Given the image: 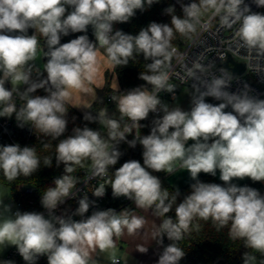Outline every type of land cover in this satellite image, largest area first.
<instances>
[{"label": "clouds", "instance_id": "obj_1", "mask_svg": "<svg viewBox=\"0 0 264 264\" xmlns=\"http://www.w3.org/2000/svg\"><path fill=\"white\" fill-rule=\"evenodd\" d=\"M158 2L0 0V117L15 116L18 126L30 125L43 136L58 140L55 160L57 166L64 165L65 173L41 196L47 215L19 210L13 213L0 199V246H15L25 264H37L41 256L47 257L48 264H96L93 252L106 253L116 247L115 238L125 231L135 234L144 228L145 218L130 215L127 209L95 210L85 216L94 204L86 194L79 198L73 213L82 219L55 214L60 204L77 195L78 178L71 175L76 167L90 161L89 179L108 177L109 168L122 155L118 148L121 142L132 148L142 146L143 164L135 159L124 162L108 177L107 184L114 198L125 197L137 208L151 209L155 217L163 218L156 242L163 245L167 237L172 243L163 247L157 264H180L185 251L177 246L178 242L190 231L199 230L198 221L209 220L217 230L227 227L232 240L243 241V246L251 250L242 255L244 264H264V195L234 183L244 178L264 182V99L244 89L229 91L231 78L226 72L202 78L198 73L207 70L199 64L188 69V75L200 80L202 86L192 96L190 110L169 107L160 96L176 90L169 82L175 35L195 33L206 16L218 18L227 29L238 25L234 40L237 51L247 50L249 58L255 52V69L262 71L259 61L264 59V14L253 12L245 0H192L187 4L180 0L182 15L173 14V6L165 9L170 23L151 22L136 35L114 30L115 24L128 22L137 10ZM254 3L264 7V0ZM89 26L95 42L86 35ZM29 29L34 30L32 35H28ZM37 32L44 39L46 62L43 71L37 70L33 77L40 47ZM70 33L85 34L61 43L62 36ZM101 48L113 67L127 66L140 54L151 61L139 75L151 88L138 86L112 96L119 119L112 118L107 110L96 116L85 112L84 119L98 122L107 130V138L100 130L85 126L58 139L67 129L72 92L88 90L98 71ZM8 83L11 88L6 87ZM39 89L47 94L33 95ZM206 97L220 103L206 102ZM17 100L22 101L19 106ZM228 108L231 111H226ZM150 113L156 114L150 133L138 135L135 130L141 129L140 122ZM125 118L131 123L122 126ZM133 131L134 138L127 140ZM40 164L35 146L0 145V173L9 182L32 176ZM44 164L51 166L52 159L46 157ZM179 170L186 171L195 182L177 204L179 190L170 192L152 172L173 175ZM217 172L223 184L199 180L201 173L216 176ZM106 188L102 184L92 193L102 198ZM174 205L175 219L167 216ZM138 251L146 253L148 248ZM255 253L262 257L259 262ZM110 260L111 264H120L115 255Z\"/></svg>", "mask_w": 264, "mask_h": 264}, {"label": "trees", "instance_id": "obj_2", "mask_svg": "<svg viewBox=\"0 0 264 264\" xmlns=\"http://www.w3.org/2000/svg\"><path fill=\"white\" fill-rule=\"evenodd\" d=\"M169 6H173L175 8V12L173 14L182 15V7L173 0H159L158 3H153L150 7H146L143 11L137 10L135 16L128 22L115 24L114 30H121L124 33L136 35L142 28L147 27L151 22L170 23L171 17L165 12V9H167ZM259 13L264 14V7L259 10ZM84 34L85 33H70L67 36H62L61 43H66L72 39H75L77 36ZM193 34L194 33H191L188 36L176 34L175 39L172 41L173 46H181L183 42L188 40ZM86 35L91 41L95 42V36L91 26H89ZM150 62L151 61H145L143 55L140 54L134 59H131L127 66L113 67V74L118 80V88H113L111 86L110 73L107 72L104 86L102 88H97L95 100L84 111L78 110L69 103L67 129L63 136L58 139H64L71 135L73 129L76 127L83 128L87 126L93 130L101 131V126L98 122L86 121L84 119L85 112L90 111L93 116H96L97 113L104 111L107 103L109 102L108 97L110 95L116 96L121 92H126L127 90L138 86H146L150 89V85H147L145 81L139 79L140 73L146 71L145 65ZM35 76L36 75H33V77ZM44 76H46V73ZM41 78H43V76ZM6 86L8 87V84H6ZM180 89L181 88H178L177 91H180ZM36 92H41L43 96L47 94L43 89H39ZM206 102L213 104L220 103V101H217L211 97H208ZM226 111H231V109L228 108ZM155 116L156 114L150 113L146 120L140 122L143 126L141 129H137L138 135H147L150 133L151 122ZM128 122L129 121L127 118H125V120L122 122V126ZM36 132L37 135L31 136L26 142V145L35 146L37 154L41 160L39 170L32 176H21L13 182L7 181L3 177V174L0 173V183H3L11 188L14 200H19L26 210L29 209L32 211H37L42 208L41 196L43 195L44 191L49 187H54V180L65 174L64 165L60 164L57 166L55 160V147L56 143H58V140H53L51 137H45L38 131ZM134 136L135 135L133 133L128 135L127 140H132ZM45 144L49 145V147L45 148ZM0 145H6L4 140L0 139ZM118 148L122 155L117 164L109 168V177L114 174L116 169H118L124 162L128 160L135 159L143 164V149L139 144H137L135 148H132L128 143L121 142L118 145ZM46 157L52 159L51 166H45L44 160ZM89 166L90 161H86L83 167L77 166L76 171L71 173V175L80 173L83 168ZM152 174L158 176L163 187L168 188L170 192L176 190V188L167 180L168 174L165 172H152ZM199 180L205 183L223 184L219 178L212 175L200 176ZM194 182L195 181H192L187 186L178 189L180 195L177 198V204L183 200L184 196L190 193V185ZM22 186L33 187L34 192L30 194L20 191ZM238 186H249L255 188L262 195H264V185L261 182H253L251 179L247 178L241 185ZM115 207H118V210L120 209V207L117 205H115ZM167 216L175 219V205L173 206V209L167 214ZM197 223H199V230L197 231L194 229L185 234L184 238L177 244L178 247L185 251V256L183 259L189 260L192 264H244L242 255L246 251L251 250H248L243 246V241L232 240L228 235L227 227L217 230V227L212 223L211 220L198 221ZM171 243L172 241L168 240L167 237H164V246H167ZM255 255L257 257V261L259 262L262 257H260L259 253H255Z\"/></svg>", "mask_w": 264, "mask_h": 264}, {"label": "built area", "instance_id": "obj_3", "mask_svg": "<svg viewBox=\"0 0 264 264\" xmlns=\"http://www.w3.org/2000/svg\"><path fill=\"white\" fill-rule=\"evenodd\" d=\"M178 5L181 6L180 0H173ZM192 0H183V3H191ZM245 2L250 6L253 12H259L262 7H257L254 0H245ZM238 25L234 26L232 29H227L220 25L218 18L206 16L202 22V26H197V31L188 39L183 42L181 46H173L175 48V53L170 61V83L174 84L176 89L182 88L184 86H189L194 89H198L201 86L200 80L194 79L188 75V69H193L195 65L199 64L207 71L201 75L202 78H210L211 75H220L226 72L227 76L231 78L229 91L238 92L240 89L248 90L250 94L257 96L258 98H264V59L259 61L262 71L258 72L255 69V65L258 63L255 57V52L252 53L253 58H249V53L245 49H239L237 51L235 47V32ZM34 33L33 29L28 30V35ZM39 39V49L43 51L44 39L40 37V34L36 33ZM225 63H228L225 66ZM33 68V75H37L36 64ZM237 65H244V70L241 73L234 72L233 68ZM198 71V70H197ZM8 85H11L8 83ZM7 87V86H6ZM11 87V86H10ZM166 92L160 93L162 101L165 102ZM33 95H40L41 92H36ZM111 95L108 97V101L111 100ZM212 98V97H211ZM22 101L17 100V105L19 106ZM162 114V113H161ZM128 123H131L130 121ZM137 133V129L135 130ZM135 131L133 134L135 135ZM37 135L36 130L31 129L30 125H25L23 127L18 126L15 116L12 118L0 117V139L4 140L6 145L9 144H20L22 147L27 146L26 142L31 136ZM92 175L91 167H85L80 173H75L72 176L78 178V185L76 187V197L68 198L63 204H60L55 210L56 215H66L73 216L76 209L78 208V200L82 198L85 194L88 196L89 201H94L89 208L88 213L85 216L91 215L95 210H107L114 209L116 212L122 211L133 201L125 198L119 197L114 198L112 196L111 187L107 184L109 177H96L95 179H89ZM104 185L106 188V194L102 198H97L93 195L92 191ZM109 186V187H108ZM20 191L26 193H33V187L22 186ZM17 205V210H26L21 202L15 200ZM115 205L119 206L115 207ZM118 210V211H117ZM15 211V212H16ZM41 212L47 215V211L42 207L41 209L35 211ZM73 219L80 220L82 217L73 216ZM6 258L12 262V264H25L23 258L18 254L15 246L6 252ZM120 261V258H118ZM47 257L41 256L37 260V264H46ZM180 264H192L189 260L182 259Z\"/></svg>", "mask_w": 264, "mask_h": 264}, {"label": "crops", "instance_id": "obj_4", "mask_svg": "<svg viewBox=\"0 0 264 264\" xmlns=\"http://www.w3.org/2000/svg\"><path fill=\"white\" fill-rule=\"evenodd\" d=\"M99 61L98 71L94 75L93 81L90 84H93L97 88H102L106 82V73H110V83L113 88H118V80L113 74V66L107 60L105 51L103 48L99 49ZM115 77V78H114ZM116 80L113 82V80ZM97 95V92H96ZM88 105H83L79 103L76 98L72 97L70 104H72L78 110L84 111L96 98L93 99V95L90 94L88 97ZM208 97H206L207 99ZM90 102V103H89ZM192 142L189 141V144ZM208 174L201 173L200 176ZM199 176V177H200ZM219 178V172L216 176ZM247 178L242 180H235L234 183L241 185ZM167 180L172 184L176 189H181L191 183L193 180L190 178L189 174L184 170H179L173 175H167ZM264 185V182H261ZM125 209H127L130 215L143 216L146 220L144 228L137 231L135 234H128L126 231L124 234L118 238H115V244L119 246L122 250V258L131 262L132 264H157L159 254L162 252L164 245H160L156 242L158 238L159 228L162 218L155 217L151 209H140L137 208L134 202L130 203ZM124 210V209H123ZM120 212V211H119ZM140 248H148L146 253H141L138 251ZM120 258V256H115ZM122 259L120 258V263Z\"/></svg>", "mask_w": 264, "mask_h": 264}, {"label": "rangeland", "instance_id": "obj_5", "mask_svg": "<svg viewBox=\"0 0 264 264\" xmlns=\"http://www.w3.org/2000/svg\"><path fill=\"white\" fill-rule=\"evenodd\" d=\"M43 51L38 50L37 59L34 62L36 64V68L40 72L43 71ZM37 73V71H36ZM115 78V77H114ZM116 79L113 80L115 82ZM117 84V80H116ZM11 86V85H10ZM87 91L81 92L79 90H73L72 97L76 98L77 101L79 100V103H83V105H88V97L90 94L93 95V99L96 96V88L93 84L87 85ZM197 93V89H194L189 86H184L180 89V91L175 90L174 93H167L165 94L164 100L165 103L169 105V107H181L183 110L188 111L191 108V102H192V96ZM264 99V98H262ZM90 103V102H89ZM107 110L108 114L114 118L119 119V113L116 110V106L114 102L110 101L107 103V106L105 108ZM102 134L107 138V130L101 126ZM0 199L4 201L6 205H9L11 207L12 212L14 213L17 209V205L14 200L13 193L11 191V188L3 183H0ZM11 248V246H8L4 248L3 246H0V262L3 261H10L6 258V252ZM122 250L119 246L116 245L114 249L109 250L106 253H100L98 250L96 252L92 253L93 259L96 261V264H111L110 257L112 255L120 256L122 259V262L120 264H132L131 262L127 261L126 259L122 258ZM48 264V262L46 263Z\"/></svg>", "mask_w": 264, "mask_h": 264}, {"label": "water", "instance_id": "obj_6", "mask_svg": "<svg viewBox=\"0 0 264 264\" xmlns=\"http://www.w3.org/2000/svg\"><path fill=\"white\" fill-rule=\"evenodd\" d=\"M228 63H225V66H227ZM244 70V65H237L235 68H233L234 72L241 73ZM8 88H11L10 85H8Z\"/></svg>", "mask_w": 264, "mask_h": 264}]
</instances>
